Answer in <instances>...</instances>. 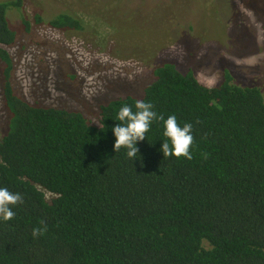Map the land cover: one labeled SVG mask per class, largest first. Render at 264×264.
I'll use <instances>...</instances> for the list:
<instances>
[{
	"label": "trees",
	"instance_id": "trees-1",
	"mask_svg": "<svg viewBox=\"0 0 264 264\" xmlns=\"http://www.w3.org/2000/svg\"><path fill=\"white\" fill-rule=\"evenodd\" d=\"M0 3V63L11 114L0 140V187L23 204L0 221V264H264V96L233 83L214 88L172 64L156 69L141 99L101 106L100 125L79 112L29 104L14 92L16 41ZM35 23H41L37 17ZM28 27V22L25 23ZM49 24L81 30L62 15ZM154 105L165 119L192 124V159L164 157L163 122L154 121L139 159L114 151L119 107ZM170 143V141H169ZM46 225L33 238L34 227Z\"/></svg>",
	"mask_w": 264,
	"mask_h": 264
},
{
	"label": "rangeland",
	"instance_id": "rangeland-1",
	"mask_svg": "<svg viewBox=\"0 0 264 264\" xmlns=\"http://www.w3.org/2000/svg\"><path fill=\"white\" fill-rule=\"evenodd\" d=\"M22 2L7 14L16 33L8 51L14 92L31 105L79 112L99 126L101 106L141 99L165 64L209 88L229 73L234 84L257 87L264 96V0ZM62 15L82 29L49 24ZM4 68L0 63V140L11 119Z\"/></svg>",
	"mask_w": 264,
	"mask_h": 264
},
{
	"label": "clouds",
	"instance_id": "clouds-1",
	"mask_svg": "<svg viewBox=\"0 0 264 264\" xmlns=\"http://www.w3.org/2000/svg\"><path fill=\"white\" fill-rule=\"evenodd\" d=\"M135 111L127 103L122 104L114 121H119L112 128L115 137L114 151L121 147L126 149L128 159L134 161L139 159L138 141L146 137V133L154 121L163 122L164 140L160 151L164 157L175 156L176 158L192 159L190 148L193 144L192 124L185 123L182 127L177 123L175 115H169L167 119L162 114L154 110V105L150 102L136 101ZM170 141V143H169ZM23 197L18 192H11L6 187H0V221H10L15 216L13 208L17 204H23ZM41 227H34L32 230L33 238L44 234L46 225L41 222Z\"/></svg>",
	"mask_w": 264,
	"mask_h": 264
}]
</instances>
